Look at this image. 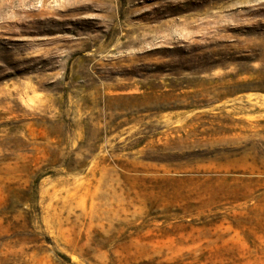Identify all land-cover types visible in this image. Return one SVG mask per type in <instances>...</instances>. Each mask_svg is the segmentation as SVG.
Returning a JSON list of instances; mask_svg holds the SVG:
<instances>
[{
	"label": "rangeland",
	"instance_id": "rangeland-1",
	"mask_svg": "<svg viewBox=\"0 0 264 264\" xmlns=\"http://www.w3.org/2000/svg\"><path fill=\"white\" fill-rule=\"evenodd\" d=\"M0 264H264V0H0Z\"/></svg>",
	"mask_w": 264,
	"mask_h": 264
}]
</instances>
